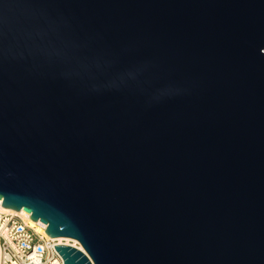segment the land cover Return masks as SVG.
I'll list each match as a JSON object with an SVG mask.
<instances>
[{"label":"water","instance_id":"95a60500","mask_svg":"<svg viewBox=\"0 0 264 264\" xmlns=\"http://www.w3.org/2000/svg\"><path fill=\"white\" fill-rule=\"evenodd\" d=\"M0 205L62 264H264V0H0Z\"/></svg>","mask_w":264,"mask_h":264},{"label":"built area","instance_id":"2783aa9c","mask_svg":"<svg viewBox=\"0 0 264 264\" xmlns=\"http://www.w3.org/2000/svg\"><path fill=\"white\" fill-rule=\"evenodd\" d=\"M48 236L28 225L17 210L0 205V264H62L53 244L72 245L83 251L72 237Z\"/></svg>","mask_w":264,"mask_h":264},{"label":"bare ground","instance_id":"6f19581e","mask_svg":"<svg viewBox=\"0 0 264 264\" xmlns=\"http://www.w3.org/2000/svg\"><path fill=\"white\" fill-rule=\"evenodd\" d=\"M4 207V206H3ZM7 208V207H6ZM17 212H19L22 217L26 220L27 224L32 226L35 230L37 231H41L43 232L44 234H46L43 230H42V227L37 223L35 222L33 219H31L28 215H26L24 212L22 211H19L17 210ZM47 235V234H46ZM66 238V236H64ZM57 239H61L60 236H56Z\"/></svg>","mask_w":264,"mask_h":264}]
</instances>
